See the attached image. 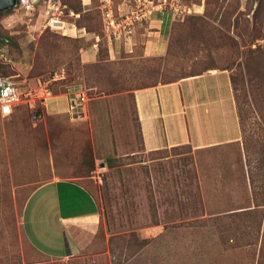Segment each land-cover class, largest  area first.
<instances>
[{
    "label": "rangeland",
    "instance_id": "rangeland-1",
    "mask_svg": "<svg viewBox=\"0 0 264 264\" xmlns=\"http://www.w3.org/2000/svg\"><path fill=\"white\" fill-rule=\"evenodd\" d=\"M180 1L191 14L153 13L116 40L104 35V0H88L94 10L81 16L90 30L77 27L82 36L66 30L74 26L78 0H32L29 7L18 2L0 13V37L6 38L0 40V75L18 92L44 90L42 98L19 99L10 115H0V264H256L264 238V91L255 94L258 112L245 132L228 112L225 142L157 152L142 147L133 92L141 81L178 83L211 72L220 75L228 97L230 74L243 60L263 59L257 50L264 49V0ZM134 4L126 0L115 15ZM155 14L162 15L159 27L147 28ZM148 38L160 44L153 53L145 50ZM93 62L99 75L84 66ZM107 73L121 80V88L105 93L88 81L90 74ZM74 86L87 98L79 115L65 112V90ZM230 106L227 98V111ZM48 180L77 182L96 198L97 226L76 248L57 226L48 187L31 196L20 226L27 196ZM250 208L248 216H229ZM258 220L257 242L244 245L241 235H255ZM245 221L236 247L226 248L221 226ZM23 233L52 252L59 241L62 252L66 245L72 253L46 256Z\"/></svg>",
    "mask_w": 264,
    "mask_h": 264
},
{
    "label": "crops",
    "instance_id": "crops-1",
    "mask_svg": "<svg viewBox=\"0 0 264 264\" xmlns=\"http://www.w3.org/2000/svg\"><path fill=\"white\" fill-rule=\"evenodd\" d=\"M80 1L84 11L92 8L88 5V0ZM125 1L119 0L116 9L124 10ZM103 5L112 6L111 0H104ZM161 16L155 14L154 18H150L147 28H158L162 21ZM144 29L147 30L145 27ZM66 30L70 35L82 36L85 34L84 29L74 26L66 28ZM146 43L148 45L145 46V50L148 53H153L154 48H160V44L157 46L156 41L152 39H146ZM219 78L220 75L217 73L209 72L183 79L178 83L157 84L134 90L133 102L143 149L150 151L184 144L190 145L192 149H199L225 142L221 141V138L226 136L224 134H226L227 114L228 112H231L232 116L236 114L230 84L227 82L229 92L227 97L226 92H221ZM224 90L226 91V89ZM207 91L212 97L206 94ZM195 94H197L196 97ZM227 98L231 101L229 111H227ZM67 111L68 107L65 112L67 113ZM47 187L53 195L56 222L59 230H62L65 236L64 241L67 240L68 243H72L73 248H76L80 245L78 241L82 239L81 236H89L96 228L99 218V206L96 198L77 182L48 180L38 185L24 202L20 226L23 224V211L31 196L36 191ZM61 193L64 196L63 202H60ZM61 206L64 207L63 211ZM65 208L75 211H66ZM23 236L30 246L46 256L64 258L72 253L66 245L62 252L59 241L58 248L56 247L58 252H52L51 246L48 248L38 246L32 241L34 239L32 236L25 233Z\"/></svg>",
    "mask_w": 264,
    "mask_h": 264
},
{
    "label": "trees",
    "instance_id": "trees-1",
    "mask_svg": "<svg viewBox=\"0 0 264 264\" xmlns=\"http://www.w3.org/2000/svg\"><path fill=\"white\" fill-rule=\"evenodd\" d=\"M19 2V0H17V3ZM119 2V0H111L112 6H110L112 13L114 16L115 15V8H116V4ZM9 9L0 11V13L2 12H6ZM92 10H94L93 8H90L89 10H83L82 5H81V1L78 0V6L76 9H73L72 11L74 13H78V16L74 19V23L73 25L77 28V27H84V29L88 32H90V30H88L86 28V24L83 22H80L81 16L82 14H86L87 12H91ZM77 21V23H76ZM57 21H52L50 23H55ZM3 40L5 41L6 38L3 37ZM167 50V49H166ZM248 51H251V49H247ZM257 52H259V55L262 56L263 59L261 58H256L253 61L251 60H243L242 64H241V70H239L236 74L232 73L229 76V82L231 85V89L233 92V100H234V105H235V110H236V115H237V119H238V123L240 126V130L242 132H245V130L247 129V127L249 128L248 125H250L251 120L254 117V110L258 112V105H257V99L255 98V94L259 91H264V49H258ZM151 60L153 58H150ZM149 59V60H150ZM164 58L158 57L157 60H162ZM256 61H261L262 64H257ZM85 67H89L92 71V73H95L97 75H99L97 73L98 69H99V65L97 62H93V63H85L84 64ZM93 67V68H92ZM236 67V65H235ZM225 69H231V68H227L224 67L222 68V70ZM95 71V72H94ZM256 72L257 75H259V79L258 81H260V83L258 81H256L254 79V75L253 73ZM182 73H180L179 78H183L186 75H182ZM198 73H191L188 74L187 76H192ZM92 74L88 75V81H92L95 83H98L100 85V89L101 91H104L105 93H111L112 91H116L115 88H121V80L119 78H117V76H112L110 73H107L104 76H91ZM86 78V79H87ZM164 82H171V81H165L167 80L162 79ZM155 84H151L145 81H141L140 86L138 88H143V87H147V86H153ZM15 109V108H14ZM135 110V108H134ZM39 111H35L34 115L35 117L39 116ZM136 122H137V118H135ZM253 123V122H251ZM137 126H138V122H137ZM138 131H139V135H140V130L138 127ZM140 139H141V135H140ZM179 147H188L190 149V147L187 144L184 145H179V146H173L170 147L171 149H177ZM160 149H155V150H150L149 152H157ZM264 151V150H263ZM90 168L88 169L89 171L91 170L93 163L92 161H90ZM108 167H110L111 165L108 164ZM86 189V188H85ZM87 190V189H86ZM88 191V190H87ZM89 192V191H88ZM91 193V192H89ZM93 195V194H92ZM254 208H250V209H244L241 211H236L235 213H233L232 215L229 216H248L251 214L252 210ZM254 212V211H253ZM213 220H219L218 218H215ZM246 221L242 223H234L233 225H229L228 223H225L224 226H221V229L218 231L219 232V237L221 239H223V244H225L226 248H234L236 247L237 243L239 242L237 240V234L238 231L241 230V228L245 225ZM259 220L255 223V227L257 229V233L255 235L249 236L247 233L248 231H244V236L241 235L242 238H245L243 244L247 245L250 243H255L258 240V228H259ZM219 229V227H218ZM239 235H238V239H239ZM145 239H142V242H145ZM257 252L255 254V262L256 264H264V238H262L260 240V243L257 247Z\"/></svg>",
    "mask_w": 264,
    "mask_h": 264
},
{
    "label": "built area",
    "instance_id": "built-area-1",
    "mask_svg": "<svg viewBox=\"0 0 264 264\" xmlns=\"http://www.w3.org/2000/svg\"><path fill=\"white\" fill-rule=\"evenodd\" d=\"M49 1V0H48ZM32 0H19L22 6L29 7ZM17 3V2H16ZM192 8L180 0H135L131 10L118 13L114 16L109 5H104L102 10L103 31L108 40H116L122 33L129 32L136 24L142 23L153 13L167 14L171 18L184 16L192 13ZM50 22L56 20L49 18ZM53 79L59 78L57 73L52 74ZM42 89L18 92L13 82L5 76L0 75V115H10L19 99L27 96L32 99L42 98ZM22 95V97H21ZM67 96V107L70 115L82 113L86 93L79 87H70L65 90Z\"/></svg>",
    "mask_w": 264,
    "mask_h": 264
},
{
    "label": "water",
    "instance_id": "water-1",
    "mask_svg": "<svg viewBox=\"0 0 264 264\" xmlns=\"http://www.w3.org/2000/svg\"><path fill=\"white\" fill-rule=\"evenodd\" d=\"M17 0H0V11L9 9L16 5ZM0 40H3L2 37H0Z\"/></svg>",
    "mask_w": 264,
    "mask_h": 264
}]
</instances>
